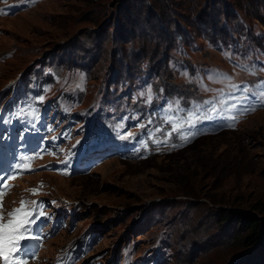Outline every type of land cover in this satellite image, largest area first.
Masks as SVG:
<instances>
[{
    "label": "rangeland",
    "instance_id": "rangeland-1",
    "mask_svg": "<svg viewBox=\"0 0 264 264\" xmlns=\"http://www.w3.org/2000/svg\"><path fill=\"white\" fill-rule=\"evenodd\" d=\"M221 25L230 34L245 29L242 40L233 44L218 33L217 39ZM230 49L264 62V0H0V94L32 67L51 63L57 83L46 99L56 103L70 94L77 114L92 112L112 74L135 83L138 73L153 89L163 80L186 84L190 99L211 95L207 89L223 85ZM84 64L85 87L83 74L64 76L68 66ZM176 67L194 75L200 70L202 79L188 83ZM233 74L234 90L246 102L235 129L197 135L189 148L165 153L161 124L140 149L147 153L141 160L111 159L89 176L72 178L39 162L13 182L3 216L21 200L42 199L49 208L74 212L78 222L77 231L47 240L30 264H51L88 230L101 235L88 264H108L119 255L138 259L157 248L168 255L166 264H264V107L251 98L246 75ZM131 119L123 118V125ZM82 123L71 124L79 129ZM243 216L260 222L255 243H248Z\"/></svg>",
    "mask_w": 264,
    "mask_h": 264
},
{
    "label": "clouds",
    "instance_id": "clouds-1",
    "mask_svg": "<svg viewBox=\"0 0 264 264\" xmlns=\"http://www.w3.org/2000/svg\"><path fill=\"white\" fill-rule=\"evenodd\" d=\"M11 9L13 10L12 7ZM231 31V28L224 30L221 25V28L219 26L216 30V38L219 39V37L217 36L218 33L220 34L221 39H229L233 44L242 40L244 31L239 34H237V32L236 37H233L232 34H230ZM228 52L230 54L228 56L230 66L224 74L223 85H221L219 88L211 90L207 89L206 91L212 94L203 96L211 100V106H207V104L205 106V109L208 108L209 115H205L202 117L197 116L193 122L190 121L188 123L191 126H194L196 123H204L203 127H197L198 129L195 128L197 133L203 131L205 128L208 130L207 133L200 134L199 138L212 136L219 133L222 134L225 130L235 129L241 122H243V119L245 118L246 102L245 98L238 96L234 90V72H241L246 75L244 82L248 84L251 98L254 99L259 105L264 107V96L261 95V92H264V62L256 60L255 58H249V52L246 51L238 56H234L233 49L228 50ZM62 60L65 61L63 58ZM228 89H230L231 92L228 91ZM199 98H202V96H200ZM197 133H192L189 131L188 140H184L181 146L176 150L166 151L165 153H176L189 148L194 144L195 140L199 139L198 136L193 137ZM111 159H119L124 161L141 160L136 159L135 157H114L103 161L101 165ZM99 166H97L96 168H98ZM96 168L88 175L78 176H89L93 172H95Z\"/></svg>",
    "mask_w": 264,
    "mask_h": 264
},
{
    "label": "snow or ice",
    "instance_id": "snow-or-ice-1",
    "mask_svg": "<svg viewBox=\"0 0 264 264\" xmlns=\"http://www.w3.org/2000/svg\"><path fill=\"white\" fill-rule=\"evenodd\" d=\"M261 95L264 96V92H261ZM252 110L254 111L255 109ZM23 159L28 160L31 158L24 157ZM16 167L24 170L28 168V165L18 164ZM16 178L15 174L10 177V179ZM3 188L5 191H0V259L4 261V264H26L25 260L17 259L15 254L21 253V241L31 238L29 236V233L32 231L31 225L35 223L33 217L43 216L44 213L42 210L38 212L30 210L28 207L29 202L21 200V206L8 213L10 218L6 223L3 222V197L7 194L8 184L4 183ZM32 194H39L38 190L33 189ZM24 254L26 255V251Z\"/></svg>",
    "mask_w": 264,
    "mask_h": 264
},
{
    "label": "trees",
    "instance_id": "trees-1",
    "mask_svg": "<svg viewBox=\"0 0 264 264\" xmlns=\"http://www.w3.org/2000/svg\"><path fill=\"white\" fill-rule=\"evenodd\" d=\"M77 68L78 67L74 66V69H77ZM227 219H228V217H225V218H223V221H227ZM241 224H243L246 228H250L251 236L248 239V243L257 242L258 241V235H259V228H261L260 222L257 220H254L251 217L243 216Z\"/></svg>",
    "mask_w": 264,
    "mask_h": 264
},
{
    "label": "bare ground",
    "instance_id": "bare-ground-1",
    "mask_svg": "<svg viewBox=\"0 0 264 264\" xmlns=\"http://www.w3.org/2000/svg\"><path fill=\"white\" fill-rule=\"evenodd\" d=\"M118 160V159H117ZM110 161V160H109ZM108 162V161H107ZM17 180V179H16ZM16 180H14L13 182H15Z\"/></svg>",
    "mask_w": 264,
    "mask_h": 264
}]
</instances>
